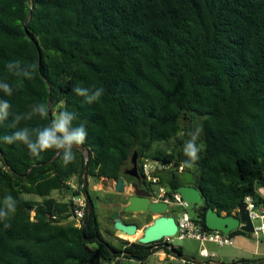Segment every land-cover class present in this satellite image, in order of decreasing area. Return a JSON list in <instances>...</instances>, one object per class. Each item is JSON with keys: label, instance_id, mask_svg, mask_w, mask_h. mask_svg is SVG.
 Segmentation results:
<instances>
[{"label": "trees", "instance_id": "trees-1", "mask_svg": "<svg viewBox=\"0 0 264 264\" xmlns=\"http://www.w3.org/2000/svg\"><path fill=\"white\" fill-rule=\"evenodd\" d=\"M17 60L36 65L31 78L7 69ZM0 82L13 89L0 91L11 104L0 137L44 127L65 108L88 131L68 165L62 150L37 159L23 142L0 140V206L5 196L16 200L0 221V264H146L155 253L171 255L157 243L116 246L101 229L89 179L134 182L126 171L135 153L142 177L150 158L168 167L153 173L168 196L196 187L207 209L227 216H238L248 196L264 205V0H0ZM77 86L105 92L89 105ZM39 103L48 118L13 127L15 115ZM197 129L199 159L184 167ZM72 186L93 202L80 227L66 223L72 203L53 196L80 193ZM204 216L196 221L207 229ZM238 234L246 233L229 236Z\"/></svg>", "mask_w": 264, "mask_h": 264}, {"label": "clouds", "instance_id": "clouds-1", "mask_svg": "<svg viewBox=\"0 0 264 264\" xmlns=\"http://www.w3.org/2000/svg\"><path fill=\"white\" fill-rule=\"evenodd\" d=\"M9 71L15 72L17 75H22L25 78H31L36 71V65L21 66L20 61H12L6 65ZM0 91L5 95H12L13 89L7 82H0ZM73 93L83 97L86 104L97 103L104 95L105 89L103 87L85 88L77 86L72 89ZM11 104L7 100H0V121L5 120L9 115ZM49 106L45 103L30 105V111L24 114L14 116L13 127L20 120H31L33 116L38 115L41 118H48ZM79 118L76 111H69L67 108L58 111V113L51 120V123L44 127L28 128L23 127L13 132L12 135L2 136V140L6 144H13L17 141L23 142L29 150L32 157L37 159L42 158L41 153L48 150H62L61 159L65 165L75 161L76 155L73 151L74 146H81L86 142L88 131L86 123L81 122L74 124ZM200 129H197L191 134V139L184 145V155L188 160L183 162L184 167L191 168L194 163L199 159L198 153L200 146L197 144ZM16 211V200L13 196L8 195L3 199V204L0 206V221H7L10 214ZM11 224L5 222L4 228H10Z\"/></svg>", "mask_w": 264, "mask_h": 264}, {"label": "water", "instance_id": "water-1", "mask_svg": "<svg viewBox=\"0 0 264 264\" xmlns=\"http://www.w3.org/2000/svg\"><path fill=\"white\" fill-rule=\"evenodd\" d=\"M50 116H52L51 113ZM126 174L133 177L135 181L131 183L132 193L126 200L125 206L122 207L121 211H115L110 216V220L113 221L114 229L131 237L136 236L140 231L138 225L128 224L124 219L137 214H150L155 217L152 223L143 229L142 236L137 240L140 244L151 245L160 242L165 238L175 237L178 232V225L175 217L169 215V205L165 202L154 201L151 192L148 189H144L142 186V176L139 173L137 153H135L132 158V168L127 170ZM87 179L88 175L86 171L84 183L87 182ZM115 184L116 192L120 194L126 192L125 181L123 178L115 181ZM177 192L185 202L200 206L199 213L205 212L204 221L207 229L222 232L224 235H230L231 232L236 230H241L244 233L255 232L254 223L251 220L245 205L240 206L238 216L220 215L212 208L207 209L205 207V200L196 187L181 186L177 189ZM84 194L88 202V212H90L93 202L87 190H84ZM171 252L180 260L195 261L178 253V250L174 247L171 248ZM213 264L222 263L213 261ZM257 264H264V262H259Z\"/></svg>", "mask_w": 264, "mask_h": 264}, {"label": "rangeland", "instance_id": "rangeland-1", "mask_svg": "<svg viewBox=\"0 0 264 264\" xmlns=\"http://www.w3.org/2000/svg\"><path fill=\"white\" fill-rule=\"evenodd\" d=\"M147 161L153 165L156 163L151 158L148 159ZM115 186H116L115 181H112V180H107L104 178H101L99 180H95L93 178L89 179L90 192L92 193L95 199V202L98 204L99 209H100V210L98 209V215H99V222L101 224V229L103 231L104 237L107 241L112 242L116 246H122L125 241L137 242L138 238L142 236V231L144 229L143 224H146L148 220H145L144 223L140 224L142 225V227L139 229L140 231L136 236L131 237V236H128L114 229L113 222L112 220H110V215L116 210L119 211L122 206L118 202H110V203L103 204L101 203V200L99 198H101V196L103 197L105 191H107L110 187H115ZM147 187H148V190L153 195V197L155 198L158 197L161 189L164 188L161 183H151V182L147 183ZM98 193L100 194L98 195ZM53 196L59 200L69 201V198L71 195H68L66 193L63 194V193L55 192L53 193ZM32 198L38 199L36 197H32ZM199 209H200V206L188 203V207L186 211L188 212V214L190 215L192 219L198 220ZM180 211H181L180 208L171 207L169 214L175 217V219H177ZM145 216L146 215L144 214L136 215L137 218L145 217ZM154 217H151V219L149 220L150 221L149 224L152 223ZM68 223L78 225L77 222L72 221V220H69L67 224ZM259 225H260V221L255 220L254 226L258 227ZM234 239H235L236 246L233 245V246L219 247L215 243H212V244H215L214 249H208V246H206L209 251V254L212 255V253H214V255L217 257L215 261L217 262L220 261L222 264H229L241 258H244L247 261H258L259 256H254L252 252L264 250V238L262 237V234H260L257 237L254 236L253 233H246L245 235L238 234L234 237ZM241 240L245 241L247 246H246V249L240 248L238 250L237 245H239ZM206 243H202L194 239L179 240L175 238L172 246L176 249H180L182 251V254L185 255L186 257L195 260L193 262L211 264L214 261L212 258H204L202 256L203 244H206ZM248 251H251V252L249 253ZM234 252H236L235 255H233ZM121 262L122 264H138L136 262H130L123 258L121 259ZM146 264H191V261H183L180 259H176V257L173 254L169 255L163 252V253H155L151 255L148 258Z\"/></svg>", "mask_w": 264, "mask_h": 264}, {"label": "built area", "instance_id": "built-area-1", "mask_svg": "<svg viewBox=\"0 0 264 264\" xmlns=\"http://www.w3.org/2000/svg\"><path fill=\"white\" fill-rule=\"evenodd\" d=\"M159 166L161 169H168V167H164L159 163L150 164L148 161H145L142 167L143 178L151 183H158V178L153 175L154 171ZM184 170L183 166L178 167V171L182 172ZM73 191H79L78 187L72 186ZM154 201L157 202H165L169 205V210L171 207L180 208V212L178 218L176 219L178 225V232L175 237L165 238L160 242H157L156 246H167L168 248H172V244L175 238L179 240L184 239H194L200 241L202 243H215L219 247L224 246H232L234 244V239L229 235H224L219 231H208L201 224H199L196 220L192 219L188 212L186 211L188 207V203L185 202L181 195L178 192H175L172 196L167 195V191L163 188L161 189L157 198L153 197ZM69 201L72 203V215L66 221L69 220L77 222L78 227L83 224V221L86 216V212L88 209V202L84 191L73 194L70 196ZM244 205L246 206V210L249 213L251 220H259L261 221L260 226L255 227V233L264 236V207H260L256 201L248 196L245 198ZM202 256L204 258H211V256L206 252V250L202 251ZM117 263L121 262V258L116 260ZM116 262H109L105 264H117ZM191 264H194L191 262Z\"/></svg>", "mask_w": 264, "mask_h": 264}, {"label": "crops", "instance_id": "crops-1", "mask_svg": "<svg viewBox=\"0 0 264 264\" xmlns=\"http://www.w3.org/2000/svg\"><path fill=\"white\" fill-rule=\"evenodd\" d=\"M157 169H160L161 170V168L159 167V166H157ZM162 175L163 176H166L167 175V173L165 172H163L162 173ZM125 190H126V192L124 193V194H120V193H118V192H116V190H115V187H110L107 191H105V193H104V196L102 197L101 196V198H99L100 200H101V203H110V202H118L119 204H121V206H125V202H126V200L129 198V196L131 195V193H132V187H131V183H127L126 181H125ZM95 191V190H94ZM261 195L263 194V191L262 190H259L258 191ZM100 193H98V195H99ZM98 197V196H97ZM63 201H65V200H63ZM67 201V200H66ZM96 207H97V211H98V209H99V206H98V204L96 203ZM263 207H264V205H263ZM100 210V209H99ZM117 211V210H116ZM151 217H154V216H152V215H146L145 217H136V215L134 216V217H131V218H126V219H124L125 220V222L126 223H128V224H137L138 225V227L139 228H141L142 227V225H140V224H142V223H144L145 222V220H148V222L146 223V224H143L144 226V228L147 226V225H149V223H150V219H151ZM260 224H261V221H260ZM260 226V225H259ZM255 227V226H254ZM254 234V236H259L258 234H256L255 232L253 233ZM263 238H264V236H262ZM234 239V238H233ZM215 244H212V243H206V244H203V249L202 250H206V252L209 254V251H208V249H214L215 248V246H214ZM234 246H236L235 245V239H234V244H233ZM232 245V246H233ZM206 246H208V249H207V247ZM238 247H237V249L239 250L240 248H243V249H246V246H247V244H246V242L245 241H243V240H241L240 241V243H239V245H237ZM249 253L251 252V251H248ZM235 253L236 252H234L233 253V255H235ZM252 254L254 255V256H259V258H258V263L259 262H264V250H262V251H255V252H252ZM210 255V254H209ZM211 256V258L215 261V259H217V257L214 255V253H212V255H210ZM241 260H246V259H244V258H241V259H239V260H237V261H241ZM218 262H220V261H218ZM234 262V261H233ZM232 262V263H233ZM209 263H211V262H209ZM221 263V262H220ZM211 264H213V262L211 263ZM229 264H231V263H229Z\"/></svg>", "mask_w": 264, "mask_h": 264}, {"label": "flooded vegetation", "instance_id": "flooded-vegetation-1", "mask_svg": "<svg viewBox=\"0 0 264 264\" xmlns=\"http://www.w3.org/2000/svg\"><path fill=\"white\" fill-rule=\"evenodd\" d=\"M132 183H133V182H132ZM141 183H142V186H143L144 189H148V187H147V183H148V181L145 180L143 177H142V182H141ZM122 207H123V206H122ZM122 207H121V209H122ZM121 209H120L119 211H121ZM114 212H115V211H114ZM114 212H113V213H114ZM169 212H170V210H169ZM113 213H112V214H113ZM112 214H111V215H112ZM111 215H110V216H111ZM144 215H148V214H144ZM149 215H150V214H149ZM169 215H170V214H169ZM134 216H135V215H133L132 217H134ZM152 216H153V215H152ZM130 218H131V217H130ZM112 222H113V221H112ZM155 247H157V246L155 245V246L153 247V249H154ZM176 259H178V258H176ZM199 264H203V263H199ZM205 264H206V263H205Z\"/></svg>", "mask_w": 264, "mask_h": 264}]
</instances>
